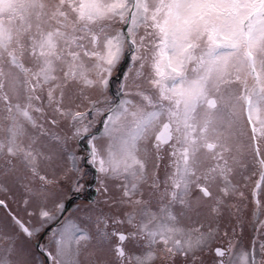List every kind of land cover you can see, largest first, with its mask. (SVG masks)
<instances>
[{"label":"snow or ice","instance_id":"6c2138e0","mask_svg":"<svg viewBox=\"0 0 264 264\" xmlns=\"http://www.w3.org/2000/svg\"><path fill=\"white\" fill-rule=\"evenodd\" d=\"M0 197V264H264V0H0Z\"/></svg>","mask_w":264,"mask_h":264},{"label":"rangeland","instance_id":"374dc122","mask_svg":"<svg viewBox=\"0 0 264 264\" xmlns=\"http://www.w3.org/2000/svg\"><path fill=\"white\" fill-rule=\"evenodd\" d=\"M85 183H86V186H89L91 184V183L90 184L87 183V181ZM95 184H97V183H95ZM85 189H86V187H85ZM85 189L83 191H85ZM70 194H71V192H68L67 188H65V190H64V192L62 194V199L66 202L67 199L69 198ZM0 198H2V197H0ZM93 199L87 200V201H83V202L81 201L80 204H78V202L76 201V203L78 205H76L73 208V210H69L67 214L68 215L73 214L78 206H80V207L91 206L92 202H93L92 201ZM101 200H102V196H100V197L97 196L94 201L99 203ZM9 205H10V207L13 210H16L17 205L14 204L12 201H9ZM6 219H10V218L7 217V211L5 209H3V208H0V222H4ZM25 219H28V218L25 217ZM32 219L35 220V218H32ZM252 234H253L252 233V217H251V213L249 211V212L246 213V219H245V222H244V225H243V237H242L243 243L247 244L249 242V240L251 239ZM44 239L46 241L47 240V236H45ZM23 242L24 241L22 240V243ZM25 246H28V245L25 244ZM32 251H33V254H34V256L36 257V259L38 261L43 259V257L40 255V253H39V251L37 249H32Z\"/></svg>","mask_w":264,"mask_h":264},{"label":"flooded vegetation","instance_id":"af4514ba","mask_svg":"<svg viewBox=\"0 0 264 264\" xmlns=\"http://www.w3.org/2000/svg\"><path fill=\"white\" fill-rule=\"evenodd\" d=\"M70 199H71V197L69 196V198H68V199H67V201L65 202V203H66V206H67V209H68V211H69V209H70V210H72V208H70V206H69V204H68V203H69V201H70ZM68 211H67V213H68ZM67 213H66V214H67Z\"/></svg>","mask_w":264,"mask_h":264},{"label":"bare ground","instance_id":"6f19581e","mask_svg":"<svg viewBox=\"0 0 264 264\" xmlns=\"http://www.w3.org/2000/svg\"><path fill=\"white\" fill-rule=\"evenodd\" d=\"M74 208V207H73Z\"/></svg>","mask_w":264,"mask_h":264}]
</instances>
